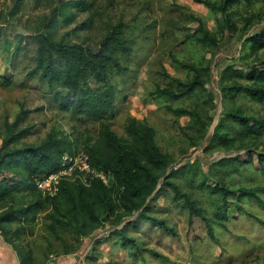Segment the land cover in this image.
Listing matches in <instances>:
<instances>
[{"label":"rangeland","instance_id":"1","mask_svg":"<svg viewBox=\"0 0 264 264\" xmlns=\"http://www.w3.org/2000/svg\"><path fill=\"white\" fill-rule=\"evenodd\" d=\"M17 1L20 11L13 14ZM60 1L0 0L1 125L5 117L14 120L21 111L29 110L24 124L33 125L35 131L24 140L26 143L39 144L53 131L67 133L79 140V144L84 138H96L98 121L60 111L44 83L38 77L28 76L36 50L32 36L45 31L53 33L55 39L65 37L99 49V42L110 28L124 24L134 50L126 59L129 72L116 78L119 92L113 130L126 137L124 124L128 116L145 120L156 129L161 150L170 154V168L192 164L199 174L203 171L208 176V186H214L218 179L230 187L264 184L261 158L264 136L260 141L230 139L226 144H214L211 139L220 120L235 106H240L243 114L264 117V106L250 98L224 99L220 83L227 67L245 72L252 66L264 68V48L252 53L249 41L264 36V0H239L228 6V21L216 7L223 0H94V26L89 30L80 27L78 32L72 30L88 22L90 15L75 11L77 19L70 26L54 22V9ZM19 28L28 35L22 45L26 48L12 59L11 53L3 51L4 37L13 40L12 51L18 42ZM193 68L201 73L213 92L214 104L205 102L204 95L174 102L158 101L151 95L157 86L174 85L176 79L191 78L196 74ZM168 105L198 109L208 125L205 137L192 127L189 116H175L166 109ZM249 122L254 121L249 119ZM1 143L0 138V146ZM232 157L238 159L219 163ZM199 180L197 177L196 186ZM191 190L200 205L209 206L212 198L207 190L195 186ZM153 204L151 215L163 220L169 229L148 219H138L136 213L117 226L107 222L79 242L66 234L72 251L61 254L63 245L46 230L47 220L42 214L34 231L22 242L35 250L36 264H44L48 259L45 264H264V223L256 219L264 220V205L243 202L244 208L257 217L242 214L229 222L228 229L215 225V242L200 217L195 216L190 223L188 207L173 192ZM125 225L129 239L123 242L114 231ZM101 238L107 240L95 244ZM46 248L53 255L46 254Z\"/></svg>","mask_w":264,"mask_h":264},{"label":"trees","instance_id":"2","mask_svg":"<svg viewBox=\"0 0 264 264\" xmlns=\"http://www.w3.org/2000/svg\"><path fill=\"white\" fill-rule=\"evenodd\" d=\"M238 1L223 0L216 6L225 21L230 19L227 7ZM19 11L20 2L17 1L12 13ZM54 11V22L61 21L65 26L76 21L75 11L90 15L89 21L73 29V32H78L80 27L89 30L94 26V0H61ZM124 26H112L99 42L97 52L82 42L65 37L55 39L53 33L45 31L32 36L36 50L32 58L34 65L29 69L28 76L38 77L44 83L60 111L98 121L100 127L97 137L82 139L80 147L79 140L67 133L54 131L39 144L24 142L35 131L33 125L24 124L29 110L21 111L14 120L5 117L3 124L0 123V229L1 235L16 251L20 264H36L35 250L22 241L34 231L42 214L47 220L46 230L61 241V254H66L72 251L65 239L66 234L79 242L92 236L107 222L117 226L136 213L138 219H148L169 229L163 220L151 215L153 203L169 192H173L175 198L184 200L190 213V223L195 216L205 222L215 242V225L228 229L229 222L242 214L255 216L244 208L243 202L256 201L264 205V184L230 187L218 179L214 186H208V176L203 171L199 174L192 164L170 168V154L161 150L156 140V129L145 120L128 116L124 124L126 137L113 130L112 119L119 92L116 78L129 72L126 59L134 50ZM26 38L28 35L20 33L11 51L13 40L4 37L3 51L11 53L12 59L17 58L26 48V45L22 46ZM249 41L252 53L264 48V36ZM193 69L196 74L191 78L176 79L174 85L157 86L151 95L158 101L169 99L173 102L204 95L207 97L205 102L214 104L213 92L201 78V73ZM238 77L247 82L238 80ZM220 83L224 99L235 101L247 97L264 106V68L252 66L245 72L227 67L222 72ZM166 109L178 117L189 116L192 127L205 137L208 125L198 109L172 105ZM227 112L211 138L214 144H226L230 139L260 141L264 136V117L243 114L240 106ZM249 119L254 121L253 124ZM230 131H234L233 134ZM80 151L88 156L96 171L107 176L108 182L88 173L85 180L80 176L62 179L55 195L42 194L37 181L58 171L64 154L74 155ZM237 159L224 158L219 163ZM197 177L200 180L196 186ZM193 186L208 191L212 198L208 207L200 205L193 197ZM236 213H239L238 216ZM256 219L264 223L261 218ZM126 228L125 225L114 231L123 242L129 239ZM105 240L101 238L95 244ZM50 245L51 242H48ZM51 251L46 248L45 253L53 255ZM92 258L96 259V256Z\"/></svg>","mask_w":264,"mask_h":264},{"label":"built area","instance_id":"3","mask_svg":"<svg viewBox=\"0 0 264 264\" xmlns=\"http://www.w3.org/2000/svg\"><path fill=\"white\" fill-rule=\"evenodd\" d=\"M88 173L97 175L104 182H108L107 176L103 172H98L93 168L88 156L83 151L75 153L74 155L66 153L62 157L61 168L45 178L38 180L36 184L44 195L52 196L58 191V183L62 179H74L76 176H80L85 180ZM1 234L2 231L0 229Z\"/></svg>","mask_w":264,"mask_h":264},{"label":"crops","instance_id":"4","mask_svg":"<svg viewBox=\"0 0 264 264\" xmlns=\"http://www.w3.org/2000/svg\"><path fill=\"white\" fill-rule=\"evenodd\" d=\"M11 247L12 245L0 235V264H20L16 251Z\"/></svg>","mask_w":264,"mask_h":264},{"label":"water","instance_id":"5","mask_svg":"<svg viewBox=\"0 0 264 264\" xmlns=\"http://www.w3.org/2000/svg\"><path fill=\"white\" fill-rule=\"evenodd\" d=\"M18 31H19V33H22V34L26 33L25 29H23V28H19ZM98 50L99 49H95V52H97Z\"/></svg>","mask_w":264,"mask_h":264}]
</instances>
